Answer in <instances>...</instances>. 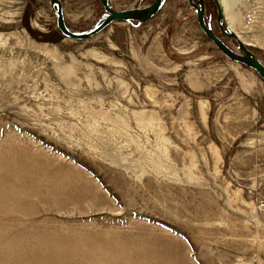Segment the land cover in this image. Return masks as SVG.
<instances>
[{"label": "rangeland", "instance_id": "374dc122", "mask_svg": "<svg viewBox=\"0 0 264 264\" xmlns=\"http://www.w3.org/2000/svg\"><path fill=\"white\" fill-rule=\"evenodd\" d=\"M61 1L75 34L105 18L101 0ZM234 1L243 45L264 65V0ZM194 11L165 0L144 23L75 40L49 0H0V146H15L17 170L78 194L26 218L150 253L145 264H264V81L207 39Z\"/></svg>", "mask_w": 264, "mask_h": 264}, {"label": "bare ground", "instance_id": "6f19581e", "mask_svg": "<svg viewBox=\"0 0 264 264\" xmlns=\"http://www.w3.org/2000/svg\"><path fill=\"white\" fill-rule=\"evenodd\" d=\"M227 25L237 32L238 38L253 45L238 31L239 17L234 0H218ZM0 146V264H145L150 253L138 251L119 254L107 242L98 246L87 241L86 233L79 227L56 223L52 218H26L30 209L33 216L51 209H63L69 194L75 201L78 194L65 185H54L45 179L27 176V164L17 170L18 157ZM39 187L38 191H34ZM44 202L45 208L40 207ZM5 209V210H4ZM155 264V263H153ZM170 264V263H164Z\"/></svg>", "mask_w": 264, "mask_h": 264}, {"label": "water", "instance_id": "95a60500", "mask_svg": "<svg viewBox=\"0 0 264 264\" xmlns=\"http://www.w3.org/2000/svg\"><path fill=\"white\" fill-rule=\"evenodd\" d=\"M217 6L218 10V20H225L223 15V11L218 0H213ZM52 9L56 10L57 15V28L58 30L68 38H72L75 40H85L88 39L108 26L110 23L114 21H125V22H138L144 23L148 21L150 18L155 16L160 8L163 6L165 0H154L150 5L145 8H134V9H126L117 11L113 9L109 0H101L103 9L105 11V18L100 25L92 29L87 33L75 34L71 32L65 25L63 12H62V1L61 0H49ZM189 4L195 9L196 19L199 24L200 29L206 34V36L211 39L219 48V50L228 58L237 61L251 69H253L264 81V65L260 62V60L255 57L249 49H247L243 42L238 38L237 33L227 25L228 30H222L229 38H234L238 44V47L241 53H237L230 48H228L217 36L214 35L212 29L205 24L204 21V0H197L196 3L193 0H188ZM56 6V9H55ZM227 24V23H226ZM221 25V24H220ZM219 25V26H220ZM222 27V26H220Z\"/></svg>", "mask_w": 264, "mask_h": 264}, {"label": "flooded vegetation", "instance_id": "af4514ba", "mask_svg": "<svg viewBox=\"0 0 264 264\" xmlns=\"http://www.w3.org/2000/svg\"><path fill=\"white\" fill-rule=\"evenodd\" d=\"M196 1L197 0H193V2L194 3H196ZM189 3V2H188ZM209 1L208 0H204V21H205V24L208 26V27H210L211 29H212V31H213V28H215V25L214 24H211V22L213 21V20H215V22H216V26H217V28L219 29V34H216L214 31V33H215V36H217L219 39L220 38H224V37H227V38H229L225 33H224V31H222L221 29H220V26H219V24H221V21L222 20H218V10H217V14L215 15L214 13H213V11H211V10H208L207 8H210L209 7ZM216 8H217V6H216ZM194 9V8H193ZM208 10V11H207ZM195 12V11H194ZM195 15H196V12H195ZM187 16V19H189V15H186ZM196 22H197V19H196ZM196 25L198 26V28L200 29V27H199V24H198V22L196 23ZM206 36V35H205ZM206 38H207V36H206ZM207 39H209V38H207ZM229 39H232V38H229ZM210 40V39H209ZM210 41H212V40H210ZM221 41H223L222 39H221ZM213 42V41H212ZM214 43V42H213ZM217 47V46H216ZM218 48V47H217ZM219 49V48H218Z\"/></svg>", "mask_w": 264, "mask_h": 264}, {"label": "crops", "instance_id": "0c3cea01", "mask_svg": "<svg viewBox=\"0 0 264 264\" xmlns=\"http://www.w3.org/2000/svg\"><path fill=\"white\" fill-rule=\"evenodd\" d=\"M185 15H189V13L188 12H185L184 14H182L181 16V20H183L184 21V17H185ZM174 21V20H173Z\"/></svg>", "mask_w": 264, "mask_h": 264}]
</instances>
